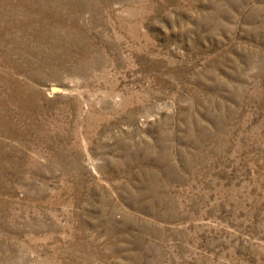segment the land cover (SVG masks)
<instances>
[{
	"label": "rangeland",
	"instance_id": "rangeland-1",
	"mask_svg": "<svg viewBox=\"0 0 264 264\" xmlns=\"http://www.w3.org/2000/svg\"><path fill=\"white\" fill-rule=\"evenodd\" d=\"M0 264H264V0H0Z\"/></svg>",
	"mask_w": 264,
	"mask_h": 264
}]
</instances>
